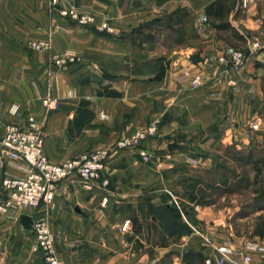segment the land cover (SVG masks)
<instances>
[{
	"label": "crops",
	"instance_id": "1",
	"mask_svg": "<svg viewBox=\"0 0 264 264\" xmlns=\"http://www.w3.org/2000/svg\"><path fill=\"white\" fill-rule=\"evenodd\" d=\"M7 2L19 12L27 4L30 12L38 11L39 0H0V5ZM60 5L95 13L99 21L106 19L114 31L77 26L52 10L43 31L21 34L24 37L19 39V53L26 63L15 71L12 80L0 77V133L7 123L24 126L32 116L43 126L46 154L59 162L109 146L136 127L164 120L174 102L185 108L184 103L192 98L191 91H181L174 76L184 66L193 65L190 60L193 50L176 52L167 69L164 55L135 51L130 43L143 32L144 38L155 34L147 33L142 27L152 26L166 12L183 9L193 15L197 12L194 0H61ZM229 11L235 13L236 5ZM232 21L237 30L252 29L261 23L259 18L242 15L233 17ZM156 33L159 36V28ZM27 34L37 36L31 41L50 39L51 52L72 54L75 62L61 67L50 64L49 52L32 49L24 40ZM46 96L58 99L56 109L47 110L42 104ZM13 104L19 105L16 116L9 113ZM162 138L160 133L147 146L162 148L169 143ZM170 156L174 161L182 156L193 158L183 148L179 152L171 151ZM149 170L159 172L138 160L136 153L119 151L108 159L107 191H88L78 179L71 178L57 185L52 204H41L35 211L20 208L0 214V254L3 253L0 261L8 253L16 252L17 264H37L30 252L34 243L31 231L24 229L19 219L21 214L31 218L36 214L48 221L55 235L56 254L63 264H156V261L157 264H218L219 255L225 257V264H243L242 257L246 254L264 263V235L255 236V242L247 244L231 229H224L225 234L217 242L215 237L209 238L208 227L199 231L196 220L190 216L188 222L181 213L176 218L168 214L166 208L172 206L163 205L165 195L152 196L157 189L167 190L166 185L177 187L174 178L183 170L180 164L175 163L170 170L174 178H167L168 172L163 171L160 178L153 180L148 176ZM5 172L24 175L26 166L0 157V190ZM104 198L110 203L128 204L135 215L119 222L115 211L111 214L108 203H103ZM149 202L157 212L150 217L151 226L162 230L168 227L180 237L179 243L157 245L152 253L143 236L149 231L144 223V219L148 220ZM203 216L195 214V218ZM125 220H129V227L122 231Z\"/></svg>",
	"mask_w": 264,
	"mask_h": 264
},
{
	"label": "rangeland",
	"instance_id": "2",
	"mask_svg": "<svg viewBox=\"0 0 264 264\" xmlns=\"http://www.w3.org/2000/svg\"><path fill=\"white\" fill-rule=\"evenodd\" d=\"M60 2L61 0L59 5ZM194 3L197 12H193V15H189L183 9L166 12L163 17L157 19V22H153L152 26L142 27L147 33L154 31L155 34L144 38L143 32L139 34L140 36H134L130 43L135 51L154 53V56L164 55L167 69L170 68L176 52L186 48L192 49L190 60L193 65L184 66L174 76L181 91H191L192 98L184 103L185 108L180 107L179 104L176 106L174 102L166 112L164 120L151 121L124 135L156 123V134L144 143L148 151L153 154L145 164L159 171L149 170V178L156 180L161 177L163 171L168 172L167 178H174L170 170L175 163L180 164L183 170L174 178L178 181L177 187L173 184L166 185L167 190L157 189L158 191L153 192L152 196L165 195L163 205L175 207L188 222H190L189 216L196 220L195 224L199 231H205L208 227L210 239L215 237L218 242L225 234L224 229H231L243 243L253 244L255 236L261 235L264 231L262 226L264 221V49L249 54L239 71L230 70L229 73L220 75L221 69L215 62L223 53L228 57L234 50L247 52L251 40L264 41V0H255L246 7L240 5V0H194ZM210 4H212L211 13L207 14V7ZM235 5L236 12L231 13L229 9L232 10ZM219 8L221 16L217 17L215 11ZM52 10L58 14V11L51 7L49 0H39L37 12H30L28 4L27 8L20 12L11 2L0 5V77L12 80L15 71L24 67L26 62L22 61L18 46V43H21L19 39L24 37L21 34L35 30L43 31ZM237 15L259 18L261 23L252 29L237 30L232 26L233 17ZM101 21L110 25L106 19ZM111 27L113 32L114 28ZM158 28L159 36L156 33ZM27 36L24 39L26 43L37 38V36L30 37V34ZM197 66H200L203 74L208 77L201 88H193L188 80L179 76L184 71ZM8 94L10 92H7ZM208 94L213 96L208 98L206 97ZM41 127L43 130L42 125ZM160 133L164 141L178 143V148L169 150L167 148L169 143L159 149H151L147 146V142L160 136ZM182 148L184 152L191 153L193 158L182 156L175 161L171 159V151L179 152ZM96 149L81 154L91 153ZM128 152L137 155L136 151L128 150ZM137 158L141 161L138 155ZM191 159L194 161L190 162ZM105 176L110 182L106 172ZM105 203H108L107 208L111 214L115 211L119 222L125 217L132 219L135 215L134 209L132 210L128 204L110 203L109 199H106ZM153 209L154 206L149 202L148 210L146 209L148 220L144 219L149 231L148 234L143 235L147 239L151 253L157 245L165 246L180 242L177 233L168 227L162 230L161 227L151 226L153 220L150 217L155 212ZM197 213H202L204 216L195 218ZM29 233L35 243L34 234L32 231ZM34 243L30 247L33 260L37 264H45L41 255L33 250ZM16 254V252L8 253L0 262L17 264ZM155 263L157 264V261Z\"/></svg>",
	"mask_w": 264,
	"mask_h": 264
},
{
	"label": "built area",
	"instance_id": "3",
	"mask_svg": "<svg viewBox=\"0 0 264 264\" xmlns=\"http://www.w3.org/2000/svg\"><path fill=\"white\" fill-rule=\"evenodd\" d=\"M255 0H240V5L246 7ZM53 9L58 11L61 18L66 19L77 26L95 28L98 30L112 31V27L105 21H98L97 16L88 11L76 7H61L59 0H49ZM29 46L38 51L49 52V63L59 67L75 62L72 54L53 53L50 40L30 41ZM264 49V41L254 39L249 41L247 52L241 50L232 51L228 57L221 54L216 58V66L220 67V75L227 74L230 70L239 71L245 64L247 56L258 50ZM216 74V73H215ZM213 74V75H215ZM188 80L193 88H201L208 77L203 74L200 66L186 70L179 75ZM72 96V92L69 93ZM42 104L47 110L57 108L58 99L46 96ZM19 105L13 104L9 113L16 116ZM157 124L151 123L143 128L133 130L115 140L106 148H99L91 153L81 154L77 157L66 158L55 162L45 152V138L41 125L32 116L27 118L24 126L16 122H9L0 133V157L14 162L23 163L26 166L24 175H15L5 172L1 177L0 190V214L5 215L16 209L26 208L35 211L41 204H52L57 185L67 179L76 178L81 186L88 190H106L109 180L105 176L107 162L111 154L118 151L133 150L144 163H148L153 154L145 147V142L156 134ZM194 160L191 159L190 162ZM106 202L104 198L103 203ZM129 227V220H125L121 230ZM31 231L35 237L33 250L39 253L45 264H63L56 254L54 243L55 236L50 229L48 221L44 217L32 215ZM223 255L219 258V264H225ZM243 264H264L254 260L246 254L242 257Z\"/></svg>",
	"mask_w": 264,
	"mask_h": 264
},
{
	"label": "water",
	"instance_id": "4",
	"mask_svg": "<svg viewBox=\"0 0 264 264\" xmlns=\"http://www.w3.org/2000/svg\"><path fill=\"white\" fill-rule=\"evenodd\" d=\"M178 147V144L176 142H171L167 145V148L169 150H173L175 148ZM20 223L22 224L24 229H31V223H32V218L31 216L27 215V214H21L20 217Z\"/></svg>",
	"mask_w": 264,
	"mask_h": 264
},
{
	"label": "trees",
	"instance_id": "5",
	"mask_svg": "<svg viewBox=\"0 0 264 264\" xmlns=\"http://www.w3.org/2000/svg\"><path fill=\"white\" fill-rule=\"evenodd\" d=\"M211 9H212V4L208 5V7H207V14H210L211 13ZM215 16H217V17H220L221 16V10H220V8L215 11ZM166 210H167L166 212L168 214H170L171 216H173L175 218L178 217L179 212L175 208H173V207L172 208L171 207H167ZM262 226H263V230H264V221H263ZM261 234L264 235V231Z\"/></svg>",
	"mask_w": 264,
	"mask_h": 264
}]
</instances>
